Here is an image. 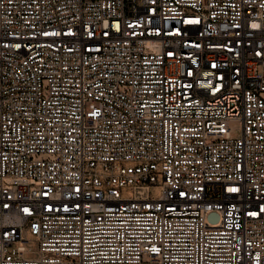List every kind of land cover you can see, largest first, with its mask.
Masks as SVG:
<instances>
[{
    "label": "built area",
    "instance_id": "1",
    "mask_svg": "<svg viewBox=\"0 0 264 264\" xmlns=\"http://www.w3.org/2000/svg\"><path fill=\"white\" fill-rule=\"evenodd\" d=\"M0 264H264V0H0Z\"/></svg>",
    "mask_w": 264,
    "mask_h": 264
},
{
    "label": "rangeland",
    "instance_id": "2",
    "mask_svg": "<svg viewBox=\"0 0 264 264\" xmlns=\"http://www.w3.org/2000/svg\"><path fill=\"white\" fill-rule=\"evenodd\" d=\"M238 132H239V129H238V127H237V124H236L235 122H231V123H230V133H231L232 135H236V134H238ZM26 246L32 247V245L29 244V243H27Z\"/></svg>",
    "mask_w": 264,
    "mask_h": 264
}]
</instances>
